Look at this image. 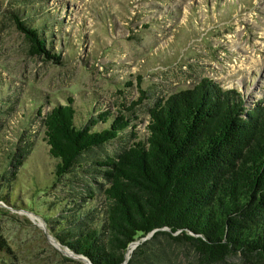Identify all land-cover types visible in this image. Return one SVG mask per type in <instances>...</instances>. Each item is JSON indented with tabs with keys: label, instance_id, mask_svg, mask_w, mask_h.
<instances>
[{
	"label": "rangeland",
	"instance_id": "374dc122",
	"mask_svg": "<svg viewBox=\"0 0 264 264\" xmlns=\"http://www.w3.org/2000/svg\"><path fill=\"white\" fill-rule=\"evenodd\" d=\"M28 4L42 7L25 17L49 24L59 60L34 52L16 27L12 9ZM203 80L237 89L248 109L264 104V0H0V146L23 148L11 189L0 190V264H87L48 238L43 215L71 189L55 180L42 113L68 98L79 122L120 109L143 137L158 99ZM121 139L93 154L132 140ZM158 243L172 264H202L189 245Z\"/></svg>",
	"mask_w": 264,
	"mask_h": 264
},
{
	"label": "trees",
	"instance_id": "16d2710c",
	"mask_svg": "<svg viewBox=\"0 0 264 264\" xmlns=\"http://www.w3.org/2000/svg\"><path fill=\"white\" fill-rule=\"evenodd\" d=\"M41 8H13L16 27L34 52L59 60L47 46L49 24L26 20ZM82 113L68 98L40 116L55 180L71 189L43 215L63 246L91 264H172L164 237L191 246L202 264H264V104L248 109L237 89L203 80L158 99L143 137L120 109L79 122ZM127 135L112 156L93 154ZM4 146L0 190L11 189L23 149Z\"/></svg>",
	"mask_w": 264,
	"mask_h": 264
},
{
	"label": "water",
	"instance_id": "95a60500",
	"mask_svg": "<svg viewBox=\"0 0 264 264\" xmlns=\"http://www.w3.org/2000/svg\"><path fill=\"white\" fill-rule=\"evenodd\" d=\"M153 232H154V231H152V232H150L149 234H147L146 236H144V237L142 238V240H146V239L150 238V237L153 235ZM48 238L52 241V243H53L57 248H61L60 246H61L62 244H61L58 240H56V238H55L53 235H51V234L48 233ZM138 243H139V241H135V242H133V243L131 244L132 248H131V250H130L129 252H131L132 249H133L135 246H137ZM62 246H63V245H62ZM63 247H65V246H63ZM63 252H64L65 254L69 255V256H72V257H78V258L84 260L87 264H91L87 258H85V257H83V256H80V255H76V254H74V253H73L69 248H67V247H65V249H63Z\"/></svg>",
	"mask_w": 264,
	"mask_h": 264
}]
</instances>
